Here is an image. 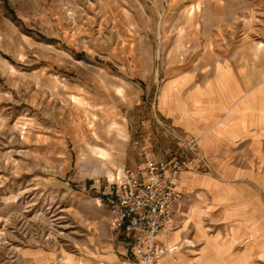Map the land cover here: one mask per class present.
Segmentation results:
<instances>
[{
    "label": "rangeland",
    "instance_id": "rangeland-1",
    "mask_svg": "<svg viewBox=\"0 0 264 264\" xmlns=\"http://www.w3.org/2000/svg\"><path fill=\"white\" fill-rule=\"evenodd\" d=\"M227 60L264 79V0H0V264H123L104 194L121 169L188 155L195 142L159 113V90ZM116 123L101 160L93 134ZM196 145L192 173L208 174ZM186 241L161 245L163 259L195 260Z\"/></svg>",
    "mask_w": 264,
    "mask_h": 264
},
{
    "label": "crops",
    "instance_id": "crops-1",
    "mask_svg": "<svg viewBox=\"0 0 264 264\" xmlns=\"http://www.w3.org/2000/svg\"><path fill=\"white\" fill-rule=\"evenodd\" d=\"M158 109L181 142L198 144L209 170L181 174V187L196 196L185 203L188 224L158 238L176 246L189 237L199 256L168 255L159 264H264V199L256 191L264 185V79L231 60L192 69L164 82ZM104 261L119 264L114 255Z\"/></svg>",
    "mask_w": 264,
    "mask_h": 264
},
{
    "label": "built area",
    "instance_id": "built-area-1",
    "mask_svg": "<svg viewBox=\"0 0 264 264\" xmlns=\"http://www.w3.org/2000/svg\"><path fill=\"white\" fill-rule=\"evenodd\" d=\"M197 153L196 143L189 154ZM148 159L133 169H121L104 194L113 230L123 237V264H159L166 253L158 238L176 227V215L186 197L180 176L194 172L195 159ZM197 171V170H196Z\"/></svg>",
    "mask_w": 264,
    "mask_h": 264
},
{
    "label": "bare ground",
    "instance_id": "bare-ground-1",
    "mask_svg": "<svg viewBox=\"0 0 264 264\" xmlns=\"http://www.w3.org/2000/svg\"><path fill=\"white\" fill-rule=\"evenodd\" d=\"M119 124L116 123L113 125V128L111 130L108 131V133L105 135H102V137H100V135H98L97 133H94L93 136L94 138L97 139L96 142H94V144H90L91 149H92V153L96 156L99 157V159H104V160H108L112 158V152H111V148L114 149L119 141H120V136H122L123 132L122 130H120ZM118 127V128H117ZM99 142H103L105 145H99ZM180 234L175 233L176 239L179 238L177 236H179ZM175 239V240H176ZM186 243L191 244L190 242L186 241ZM89 261H85L79 264H87ZM65 264H69V262L65 263Z\"/></svg>",
    "mask_w": 264,
    "mask_h": 264
}]
</instances>
